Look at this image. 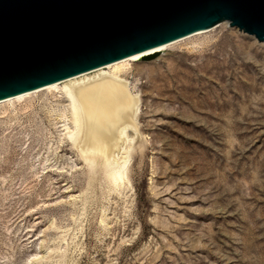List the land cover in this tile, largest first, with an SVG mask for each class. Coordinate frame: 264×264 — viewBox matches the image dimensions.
Listing matches in <instances>:
<instances>
[{
	"label": "rangeland",
	"instance_id": "1",
	"mask_svg": "<svg viewBox=\"0 0 264 264\" xmlns=\"http://www.w3.org/2000/svg\"><path fill=\"white\" fill-rule=\"evenodd\" d=\"M122 76L120 185L63 136L59 97L0 106V264H264V42L221 23Z\"/></svg>",
	"mask_w": 264,
	"mask_h": 264
},
{
	"label": "water",
	"instance_id": "2",
	"mask_svg": "<svg viewBox=\"0 0 264 264\" xmlns=\"http://www.w3.org/2000/svg\"><path fill=\"white\" fill-rule=\"evenodd\" d=\"M221 21L264 42V0H0V99Z\"/></svg>",
	"mask_w": 264,
	"mask_h": 264
},
{
	"label": "bare ground",
	"instance_id": "3",
	"mask_svg": "<svg viewBox=\"0 0 264 264\" xmlns=\"http://www.w3.org/2000/svg\"><path fill=\"white\" fill-rule=\"evenodd\" d=\"M221 23L228 25L227 21H221L94 69L2 98L0 106H11L39 91L59 97L58 103H63V136L90 167L100 165L109 182L124 184L132 139L130 128L133 127L132 120L138 107L136 96L131 93L122 73L132 62L145 55L160 52Z\"/></svg>",
	"mask_w": 264,
	"mask_h": 264
}]
</instances>
